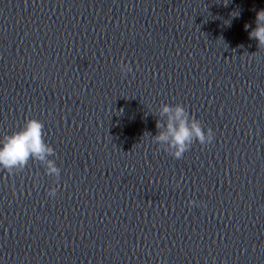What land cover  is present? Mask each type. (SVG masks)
<instances>
[{
	"label": "water",
	"instance_id": "water-1",
	"mask_svg": "<svg viewBox=\"0 0 264 264\" xmlns=\"http://www.w3.org/2000/svg\"><path fill=\"white\" fill-rule=\"evenodd\" d=\"M259 10L0 0V138L39 120L60 169H0V264H264ZM164 104L184 106L211 143L165 152L153 139Z\"/></svg>",
	"mask_w": 264,
	"mask_h": 264
},
{
	"label": "clouds",
	"instance_id": "clouds-1",
	"mask_svg": "<svg viewBox=\"0 0 264 264\" xmlns=\"http://www.w3.org/2000/svg\"><path fill=\"white\" fill-rule=\"evenodd\" d=\"M238 15V13H235ZM255 27L249 32V38L257 41L258 48L264 47V10L256 12ZM249 25H245L248 28ZM122 74L130 73L131 67L126 63L118 65ZM160 115L166 117L164 123L156 121L158 133L153 137L159 145H166L164 151L176 159L190 148L192 143L201 145L211 143L213 132L203 129L201 122L190 115L180 104L161 106ZM43 124L34 118L25 119L19 130L0 138V169L9 175L22 171L30 159L44 165L45 174L59 178L60 169L48 157L53 156L54 149L44 141ZM57 189L50 188L48 196L54 197ZM195 202L188 201L191 206Z\"/></svg>",
	"mask_w": 264,
	"mask_h": 264
}]
</instances>
